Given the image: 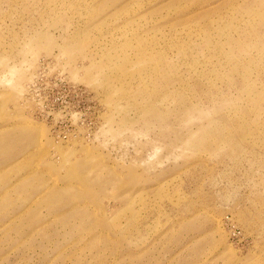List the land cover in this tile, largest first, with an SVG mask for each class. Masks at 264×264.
I'll return each mask as SVG.
<instances>
[{"label": "rangeland", "instance_id": "obj_1", "mask_svg": "<svg viewBox=\"0 0 264 264\" xmlns=\"http://www.w3.org/2000/svg\"><path fill=\"white\" fill-rule=\"evenodd\" d=\"M0 264H264V0H0Z\"/></svg>", "mask_w": 264, "mask_h": 264}, {"label": "crops", "instance_id": "obj_2", "mask_svg": "<svg viewBox=\"0 0 264 264\" xmlns=\"http://www.w3.org/2000/svg\"><path fill=\"white\" fill-rule=\"evenodd\" d=\"M29 191V190H28Z\"/></svg>", "mask_w": 264, "mask_h": 264}]
</instances>
